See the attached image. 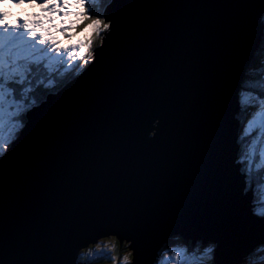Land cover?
Here are the masks:
<instances>
[{"label": "snow or ice", "instance_id": "1", "mask_svg": "<svg viewBox=\"0 0 264 264\" xmlns=\"http://www.w3.org/2000/svg\"><path fill=\"white\" fill-rule=\"evenodd\" d=\"M177 8L190 11L166 19L159 11ZM255 16L258 38L245 53L238 92L244 113L237 117L239 140L250 141L242 144L238 163L244 190L255 182L262 193L250 215L264 222V79L247 78L252 61L260 57L264 64V0H0V264H141L140 241L120 224L136 222L147 237L166 226L167 208L149 203L146 179L128 171L125 145L109 143L119 128L120 109L131 106L133 132L147 133L160 105L175 114L178 102H186L200 84L209 61L235 45ZM106 48L110 58L99 78L50 111L12 157L29 115L70 79L95 69ZM155 127L144 139L155 143L163 131ZM178 211L169 227L202 219L188 209ZM89 215L98 223L108 216L115 226L81 237L72 225ZM227 225L234 236L246 228L239 217L228 218ZM181 235L168 232L171 239L153 264H264V257L256 258L264 253V242L222 248L216 238L180 243Z\"/></svg>", "mask_w": 264, "mask_h": 264}, {"label": "water", "instance_id": "2", "mask_svg": "<svg viewBox=\"0 0 264 264\" xmlns=\"http://www.w3.org/2000/svg\"><path fill=\"white\" fill-rule=\"evenodd\" d=\"M203 2L218 3L221 0ZM159 11L166 14V19L167 14L182 17L190 10L177 8ZM258 20V16L251 18L241 39L235 45H226L209 61L200 84L192 89L186 102H178L175 114L167 105L159 106L147 133L143 129L132 131L130 105L120 109L119 128L116 135L109 137V143L125 145L123 158L129 173L133 177L139 174L146 179L144 190L150 204L162 203L167 208L166 226L147 237L136 222L120 224L126 235H135L140 241L143 252L141 264H153L157 253L171 239L168 232L173 230L182 233L181 237L186 241L202 237L219 239L222 248L235 244L243 249L264 242V222L250 215L249 207L253 204L254 195L244 190L242 166L238 163V92L244 79L241 68L248 63L245 53L257 42ZM109 58L110 50L106 48L95 69L70 80L60 94L50 97L46 105L29 115L28 126L12 151V157L27 146L50 111L81 95L99 78ZM158 124L163 131L155 143L144 139V136H153ZM3 174L4 167L0 165V176ZM179 209H188L193 216L198 215L202 219L194 220L191 225L178 221L169 227L168 222L172 217L180 215ZM230 217H239L246 223L242 235L228 234L227 220ZM106 226H115L110 217L104 216L103 223H98L91 215L82 218L79 225H72L74 229L79 227L78 235L81 237Z\"/></svg>", "mask_w": 264, "mask_h": 264}, {"label": "trees", "instance_id": "3", "mask_svg": "<svg viewBox=\"0 0 264 264\" xmlns=\"http://www.w3.org/2000/svg\"><path fill=\"white\" fill-rule=\"evenodd\" d=\"M259 60H260V57H257L256 60L252 61V67H253L254 71L250 75L247 76L248 79H251L253 81H259L261 79H264V64H261L259 62ZM242 116H243V113H242ZM124 251H125V249L123 247V244H121V246H120L121 254H123ZM93 262H94V264H96V263H99L102 261L101 260H94Z\"/></svg>", "mask_w": 264, "mask_h": 264}, {"label": "rangeland", "instance_id": "4", "mask_svg": "<svg viewBox=\"0 0 264 264\" xmlns=\"http://www.w3.org/2000/svg\"><path fill=\"white\" fill-rule=\"evenodd\" d=\"M248 111L250 112L251 111V109L249 108L248 109ZM253 135H255V133H253ZM250 141V138H247V141L246 142H244V143H247V142H249ZM243 143V144H244ZM254 189V199H255V201H259V199H260V196H261V191H260V189H257V187H254L253 188ZM179 242L180 243H185L186 241L180 236V239H179ZM169 246H171V245H169ZM260 257H264V253H257V256H256V258L257 259H259ZM94 261V260H93ZM102 262H99V263H97V264H111V262L110 261H103V260H101Z\"/></svg>", "mask_w": 264, "mask_h": 264}]
</instances>
